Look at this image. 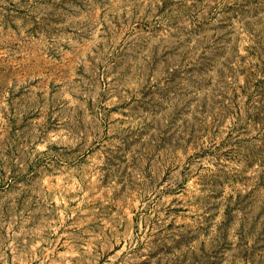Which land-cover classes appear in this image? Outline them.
Wrapping results in <instances>:
<instances>
[{
	"label": "rangeland",
	"instance_id": "1",
	"mask_svg": "<svg viewBox=\"0 0 264 264\" xmlns=\"http://www.w3.org/2000/svg\"><path fill=\"white\" fill-rule=\"evenodd\" d=\"M0 264H264V0H0Z\"/></svg>",
	"mask_w": 264,
	"mask_h": 264
}]
</instances>
